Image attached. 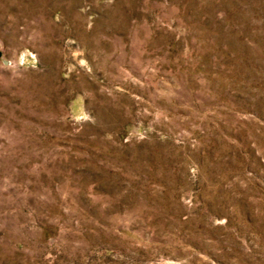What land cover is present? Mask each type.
Listing matches in <instances>:
<instances>
[{
    "label": "rangeland",
    "instance_id": "374dc122",
    "mask_svg": "<svg viewBox=\"0 0 264 264\" xmlns=\"http://www.w3.org/2000/svg\"><path fill=\"white\" fill-rule=\"evenodd\" d=\"M0 264H264V0H0Z\"/></svg>",
    "mask_w": 264,
    "mask_h": 264
}]
</instances>
